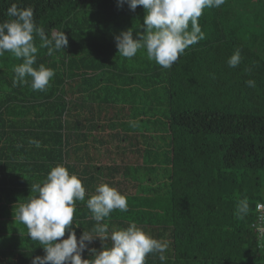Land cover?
<instances>
[{"label":"trees","instance_id":"trees-1","mask_svg":"<svg viewBox=\"0 0 264 264\" xmlns=\"http://www.w3.org/2000/svg\"><path fill=\"white\" fill-rule=\"evenodd\" d=\"M13 3L32 7L47 35L64 31L69 44L51 56L39 49L34 67L56 73L43 92L31 88L30 77L14 86L22 60L0 57V264L44 255L15 215L36 195L31 185L58 164L86 189L74 214L77 239L95 225L87 199L107 183L128 202V211L106 218L109 231L135 223L167 241L165 264H264V207L257 208L264 206V0L205 8L198 19L204 38L169 69L145 50L130 59L118 53L115 36L142 30V6L0 0V22L10 19ZM237 49L241 63L231 68ZM242 199L249 213L240 218ZM102 247L96 239L82 258ZM146 264H161L159 254Z\"/></svg>","mask_w":264,"mask_h":264},{"label":"clouds","instance_id":"clouds-1","mask_svg":"<svg viewBox=\"0 0 264 264\" xmlns=\"http://www.w3.org/2000/svg\"><path fill=\"white\" fill-rule=\"evenodd\" d=\"M119 3H126L133 12L142 6L145 15L142 30L135 37L131 30L115 36L118 53L130 59L145 50L150 61L169 69L186 49L204 38L198 23L204 9L220 8L225 0H119ZM7 16L10 19L0 22V57L9 52L22 60L13 68V85L27 84L30 77L34 91H46L56 73L43 63L34 67L38 51L47 49L49 56L64 51L69 44L67 35L64 31H53L49 37L45 29L37 25L32 7L21 8L13 3L7 9ZM241 59V51L237 49L228 58L227 65L238 67ZM246 84L255 87L254 80ZM29 143L40 147L35 139H30ZM31 192L36 195L20 204L15 219L26 226L31 240L38 241L44 249L43 256L32 257V264H146L150 254H159L161 264H165L167 241L154 238L135 223L109 231L106 218L117 209L128 211L127 197L109 184H99L95 194L87 199L86 206L95 225L90 231H83L79 239L73 228L74 214L77 202L85 200L86 189L77 174L58 164L42 183L31 185ZM262 207L257 205V208ZM236 212L240 218L249 213L246 199L238 202ZM261 219L264 220V216ZM66 231L68 235L64 238ZM96 239L102 242V249H91L94 258L83 259L82 254ZM109 240L111 247L106 246Z\"/></svg>","mask_w":264,"mask_h":264},{"label":"built area","instance_id":"built-area-1","mask_svg":"<svg viewBox=\"0 0 264 264\" xmlns=\"http://www.w3.org/2000/svg\"><path fill=\"white\" fill-rule=\"evenodd\" d=\"M257 205H261V204L258 203ZM260 208H261V207H260ZM260 208H259V209H260ZM261 216H262V215H261V212H259V214H258L259 219H261ZM258 226H259V230H260V231H263V230H264V226H261L260 224H259Z\"/></svg>","mask_w":264,"mask_h":264}]
</instances>
